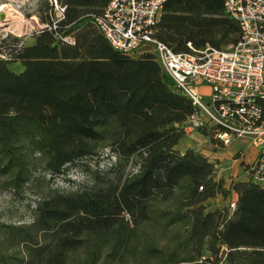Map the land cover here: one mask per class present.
<instances>
[{
	"label": "trees",
	"instance_id": "obj_1",
	"mask_svg": "<svg viewBox=\"0 0 264 264\" xmlns=\"http://www.w3.org/2000/svg\"><path fill=\"white\" fill-rule=\"evenodd\" d=\"M109 1L59 0L56 28H39L31 44L0 41L2 184L21 192L37 170L47 184L29 221L0 220V264H264V186L247 175L227 183L201 150L176 147L196 106L153 52L111 45L94 20ZM39 12L49 21V0ZM153 34L187 51L188 41L234 43L241 28L224 0H166ZM76 162L83 178L54 186Z\"/></svg>",
	"mask_w": 264,
	"mask_h": 264
},
{
	"label": "built area",
	"instance_id": "obj_2",
	"mask_svg": "<svg viewBox=\"0 0 264 264\" xmlns=\"http://www.w3.org/2000/svg\"><path fill=\"white\" fill-rule=\"evenodd\" d=\"M52 13L41 27L56 28L65 4L49 0ZM166 0H110L94 15L111 45L130 56L153 52L175 86L192 99L196 111L187 128L207 126L223 144L250 136L257 149L244 167L246 175L264 186V0H224L225 9L241 28L239 40L223 47L207 44L176 51L154 36ZM62 38L75 42L73 35ZM208 87L207 91L203 85ZM202 95L208 96L205 102ZM240 148L234 157L243 158ZM235 206V201H231Z\"/></svg>",
	"mask_w": 264,
	"mask_h": 264
},
{
	"label": "rangeland",
	"instance_id": "obj_3",
	"mask_svg": "<svg viewBox=\"0 0 264 264\" xmlns=\"http://www.w3.org/2000/svg\"><path fill=\"white\" fill-rule=\"evenodd\" d=\"M2 2L6 3V7L0 11V41L3 37L12 35L19 36L23 43L28 44L32 40L33 33L41 28L43 24V21L40 19L39 8L43 6L45 0H0V3ZM10 67L15 70H21L24 66L20 61H14L10 64ZM203 89L207 91L208 87L206 84L203 85ZM202 98L205 102L208 101V96L202 95ZM211 142H216V139L211 140ZM217 143L225 145L219 140ZM201 145L211 147V145L205 143ZM240 148L242 147L237 148L233 157ZM245 154L246 153H244L242 157H244ZM107 160L108 155L105 152L100 156V164H104ZM90 161L93 162V160ZM81 166L82 162L72 164L64 175L53 177L52 184L65 188L72 187L75 182L83 178ZM49 176L50 175L47 174V178H49ZM30 185L32 187H28L21 192H15L2 184V177L0 176L1 221L18 223L26 222L31 219V207L35 204L36 198L47 190L46 181L43 179V172L37 170ZM233 197L234 193L227 198H223L220 194L217 197L209 198L206 200L208 204L207 209L230 204L229 202ZM158 241L163 243L166 239L165 237L158 238ZM213 264H215V262Z\"/></svg>",
	"mask_w": 264,
	"mask_h": 264
},
{
	"label": "crops",
	"instance_id": "obj_4",
	"mask_svg": "<svg viewBox=\"0 0 264 264\" xmlns=\"http://www.w3.org/2000/svg\"><path fill=\"white\" fill-rule=\"evenodd\" d=\"M34 40L35 38L32 36V40L28 44L33 43ZM217 142V139L216 142L209 141L207 135L196 128L189 127L186 129V134L176 144V147L180 150H185L187 147L192 146L201 150L210 160L216 161L218 175L223 176L227 183H229L231 179L246 178L243 162L246 163L251 161L257 153V149L252 143L250 136L235 138L225 145H220ZM203 143L211 145V147L202 146L201 144ZM239 147L244 148L246 154L243 158L236 159L233 157V154Z\"/></svg>",
	"mask_w": 264,
	"mask_h": 264
},
{
	"label": "bare ground",
	"instance_id": "obj_5",
	"mask_svg": "<svg viewBox=\"0 0 264 264\" xmlns=\"http://www.w3.org/2000/svg\"><path fill=\"white\" fill-rule=\"evenodd\" d=\"M6 7V3L2 2L0 3V11Z\"/></svg>",
	"mask_w": 264,
	"mask_h": 264
}]
</instances>
